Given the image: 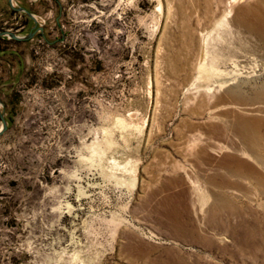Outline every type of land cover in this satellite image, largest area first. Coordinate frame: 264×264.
<instances>
[{"label":"rangeland","instance_id":"374dc122","mask_svg":"<svg viewBox=\"0 0 264 264\" xmlns=\"http://www.w3.org/2000/svg\"><path fill=\"white\" fill-rule=\"evenodd\" d=\"M259 1L0 0V264H264Z\"/></svg>","mask_w":264,"mask_h":264},{"label":"bare ground","instance_id":"6f19581e","mask_svg":"<svg viewBox=\"0 0 264 264\" xmlns=\"http://www.w3.org/2000/svg\"><path fill=\"white\" fill-rule=\"evenodd\" d=\"M247 12L248 19L244 28L246 34L251 39H255L261 45H264V0H260L254 6L249 7Z\"/></svg>","mask_w":264,"mask_h":264},{"label":"water","instance_id":"95a60500","mask_svg":"<svg viewBox=\"0 0 264 264\" xmlns=\"http://www.w3.org/2000/svg\"><path fill=\"white\" fill-rule=\"evenodd\" d=\"M9 4L12 8H14L13 0H9ZM15 10L20 13H25L29 18H31L35 22V24H37V19L35 18V16L29 11H27L26 9L20 7ZM38 31L44 33V29L42 27H39L38 29H36L35 31H32L31 33H29L28 35L24 37L17 36L15 33H12L10 31L0 32V37H8L12 40L23 42V41H28L32 39ZM1 107H3V103H2L1 87H0V120L2 122V128L0 129V136H2L8 130V123L5 118V113L3 110H1Z\"/></svg>","mask_w":264,"mask_h":264},{"label":"flooded vegetation","instance_id":"af4514ba","mask_svg":"<svg viewBox=\"0 0 264 264\" xmlns=\"http://www.w3.org/2000/svg\"><path fill=\"white\" fill-rule=\"evenodd\" d=\"M25 9V8H24ZM27 10V9H26ZM27 11H29L30 12V10H27ZM31 13V12H30ZM23 14H25V13H23ZM25 16H26V18L27 19H31V18H29L26 14H25ZM32 20V19H31ZM33 21V20H32ZM28 23V22H27ZM33 23H34V28H32V30L31 31H35L36 29H38L39 27H38V25L37 24H35V22L33 21ZM37 23H38V21H37ZM40 31H38L37 33H39ZM36 33V34H37ZM40 33H42V32H40ZM29 34V33H28ZM12 40V39H11Z\"/></svg>","mask_w":264,"mask_h":264}]
</instances>
